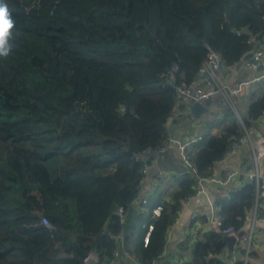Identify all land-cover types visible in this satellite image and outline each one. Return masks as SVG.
Instances as JSON below:
<instances>
[{
	"label": "trees",
	"instance_id": "trees-1",
	"mask_svg": "<svg viewBox=\"0 0 264 264\" xmlns=\"http://www.w3.org/2000/svg\"><path fill=\"white\" fill-rule=\"evenodd\" d=\"M3 2L16 40L0 59V264H82L89 252L93 264H109L121 218L133 215L139 154L163 145L184 100L162 75L176 65V83L192 84L210 52L226 67L246 57L250 36L263 41L264 0ZM263 112L264 93L249 104L246 127ZM241 135L232 123L200 142L194 175L148 203L161 210L147 244L131 250L139 264L157 261L197 178ZM256 194L248 180L218 200L224 225L242 234ZM224 247L219 233L204 234L185 264H208Z\"/></svg>",
	"mask_w": 264,
	"mask_h": 264
},
{
	"label": "crops",
	"instance_id": "crops-1",
	"mask_svg": "<svg viewBox=\"0 0 264 264\" xmlns=\"http://www.w3.org/2000/svg\"><path fill=\"white\" fill-rule=\"evenodd\" d=\"M263 71L264 56L256 71L247 68L245 57H243L236 64L230 67L225 66L222 82L231 89L237 82L249 79L258 72ZM197 80L199 83L203 81L198 75L196 76ZM247 92L248 90L243 89L238 93H230L228 96L216 94L206 98L205 105L208 110L199 119L191 116L188 100L184 99L178 103L166 124V136L173 141L165 147L163 152L156 151L157 156H146L149 163L148 170L153 165L158 166L159 173L157 172L149 181H146L148 170L143 174L137 196L131 204L133 215L131 214L127 216L129 218H126L125 214V217L121 218V222L126 223V230L116 238L118 246L114 251L118 252V256L114 257L113 251V259L109 264H134L132 260L123 256V251L132 256L139 264L131 250L137 243L141 242L143 245L142 240L146 233V227L152 220L151 210L148 211V203L158 194L161 199L163 197L167 198L168 194L177 187L184 176L189 175V173L192 176L194 175L180 158L177 144L200 137L197 143L187 147L186 156L189 160L200 147V142L221 135L223 130L232 123L236 124L243 134L244 129L247 128L243 118L247 113L249 104L264 93V81L256 82L250 88L249 94ZM250 123L248 129L253 130L255 137L264 138V117L260 116L255 120H251ZM231 170L238 171L240 175L234 176L230 182L224 184L226 172H231ZM250 172L264 178V157L255 164L252 152L246 148L238 150L234 155L228 157L224 163L215 162L210 175L214 178V181L202 182L201 184H198L197 181L196 191H201V193L188 203L184 202L182 204L177 220L167 231L162 253L157 261L152 264H185L191 262L194 241L196 239L201 240L204 234L215 232L196 214L206 209L209 204H213L218 210L217 201L228 196L229 191L250 180L246 177V174ZM158 174H161L163 179L159 180ZM141 200H145L146 204L138 206ZM258 201L251 210L255 209L256 213L261 215L264 213V200L260 198ZM194 215H196L195 218L191 219V216ZM250 228V222L245 220L241 233L247 234ZM224 245L225 247L220 254L208 257V264H230L226 260L228 250L225 243ZM248 258L250 260L248 264H264V223L262 222L253 225ZM239 259L241 260V257ZM94 262L95 260L92 261V264Z\"/></svg>",
	"mask_w": 264,
	"mask_h": 264
},
{
	"label": "built area",
	"instance_id": "built-area-1",
	"mask_svg": "<svg viewBox=\"0 0 264 264\" xmlns=\"http://www.w3.org/2000/svg\"><path fill=\"white\" fill-rule=\"evenodd\" d=\"M238 34V33H236ZM249 44L251 45L250 50L246 54L245 57V65L247 68H249L252 71H256L264 56V37L263 41L257 40L255 37L250 36L248 39ZM178 68L176 65H173L170 71H168L166 74L162 75L163 78L170 84L172 90L174 91L176 99H186L188 101L200 103L206 98L220 94L224 96H228L230 93H238L242 91L243 89L248 90L247 94H249L250 88L259 81H264V71L258 72L253 77L242 80L240 82H237L231 89L224 85L222 82L223 76H224V70L225 65L221 61L219 55L214 52H210L206 58V60L203 62V64L198 69V76L201 78V83L199 81L195 80L192 84H185V83H176V77L175 74L177 72ZM261 117H264V112L262 113ZM200 140V137L194 138L191 140H188L184 143H178V152L179 156L182 159L185 166L191 169L192 173L194 174V169L192 167V164L188 160L186 156V150L189 145L195 144ZM173 140L166 138L165 142L161 147L158 148L157 151L163 152L165 147L171 143ZM248 149L250 152H252L254 163L256 164L260 159L264 157V138H256L253 130L251 129H244V133L239 137H232L229 140L227 149L225 154L218 160L220 163H224L226 159L232 155H234L238 150L241 149ZM147 153H141L139 154V159L144 162V168H143V174L146 173L148 170V162L146 159ZM159 173V172H158ZM240 175L238 171L231 170V172H226V175L224 177V184L231 181V179L236 176ZM246 177L250 180H254L256 184L257 194H256V200L262 198L264 200V178H260L257 174L254 173H247ZM159 180L163 179L161 174H158ZM198 184H201L202 182H212L214 181V178L211 176L207 178H197ZM201 191H197L193 196L188 197L185 201V203H188L189 201L193 200L195 197H197ZM138 206L142 204H146L145 200H141L139 202ZM161 206L157 205L151 210V217H157L160 213ZM116 215L122 216V209L119 208L116 212ZM197 216H200L205 224L211 226L215 232L219 233L223 236H228L233 238V243L231 250L228 252L227 255V262L230 264H238V262H241V264H248L250 261L248 258L249 253V244L252 240V234H253V225L257 222L264 223V213L261 215H258L256 213V210H250L246 216L245 220L250 222L251 228L247 234H240L237 233L232 227L225 226L224 220L222 216L219 214L217 208L213 204H209L208 207L202 211H200L199 214H196ZM191 216V219H194L195 216ZM44 224H47L45 220H43ZM152 230V225L149 223L146 227V233L143 236V245H146L148 242V236L149 232ZM123 256L127 259L132 260L134 264H138L132 256H130L127 252L123 251ZM113 256L117 257L118 252L114 251ZM241 257V260L239 259ZM94 260V254L89 252L84 257L82 264H92V261Z\"/></svg>",
	"mask_w": 264,
	"mask_h": 264
},
{
	"label": "clouds",
	"instance_id": "clouds-1",
	"mask_svg": "<svg viewBox=\"0 0 264 264\" xmlns=\"http://www.w3.org/2000/svg\"><path fill=\"white\" fill-rule=\"evenodd\" d=\"M15 40V20L7 3L0 0V59H6L11 55Z\"/></svg>",
	"mask_w": 264,
	"mask_h": 264
},
{
	"label": "water",
	"instance_id": "water-1",
	"mask_svg": "<svg viewBox=\"0 0 264 264\" xmlns=\"http://www.w3.org/2000/svg\"><path fill=\"white\" fill-rule=\"evenodd\" d=\"M206 100H203L200 103H196V102H192V101H188V105H189V111L191 113V116H193L195 119H199V117L207 112V106L205 105ZM151 155L152 156H157V152L156 151H151ZM159 172V167L158 166H151L149 168V170L147 171L146 174V181H149V179H151L154 175H156V173ZM223 241L227 246V250L228 252L231 250L232 247V243H233V238L232 237H228V236H223ZM94 260L96 261L97 258L94 257Z\"/></svg>",
	"mask_w": 264,
	"mask_h": 264
},
{
	"label": "rangeland",
	"instance_id": "rangeland-1",
	"mask_svg": "<svg viewBox=\"0 0 264 264\" xmlns=\"http://www.w3.org/2000/svg\"><path fill=\"white\" fill-rule=\"evenodd\" d=\"M46 225H48V224H46Z\"/></svg>",
	"mask_w": 264,
	"mask_h": 264
}]
</instances>
